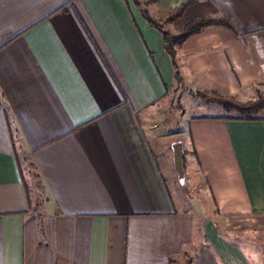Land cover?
I'll list each match as a JSON object with an SVG mask.
<instances>
[{
	"label": "crops",
	"instance_id": "obj_1",
	"mask_svg": "<svg viewBox=\"0 0 264 264\" xmlns=\"http://www.w3.org/2000/svg\"><path fill=\"white\" fill-rule=\"evenodd\" d=\"M150 1L0 0V264H255L183 210L150 114L178 81L196 100L264 96V0ZM200 20L229 26L173 58L163 32ZM232 116L187 120L185 175L227 228L261 232L264 111Z\"/></svg>",
	"mask_w": 264,
	"mask_h": 264
},
{
	"label": "rangeland",
	"instance_id": "obj_2",
	"mask_svg": "<svg viewBox=\"0 0 264 264\" xmlns=\"http://www.w3.org/2000/svg\"><path fill=\"white\" fill-rule=\"evenodd\" d=\"M178 82L174 84L173 91L153 108L157 111L156 114H150L152 124L160 133L156 138V152L159 155L167 180L176 197L178 194L181 196L184 204H182L183 210L192 215L195 222H198L203 229L208 225L213 230V235L218 234L225 241L239 247L253 263L264 264V230L257 232L258 230L245 229L239 232L237 229L227 228L228 226L218 220L215 209L206 205L202 188L197 186L193 179L185 175L187 162L195 165V159L192 158L191 154H187V150L190 148L186 140L188 138L187 120L191 115H208L214 111L224 113V110L219 105H208L199 100L195 96L197 92H192V95L198 100L194 99ZM192 99L197 103V106L193 108H191L194 104ZM29 171L27 173L30 180L28 185L30 191L33 190L34 195H36L37 185L40 189L38 174L33 169V172L28 176ZM190 173L191 171L187 174ZM209 222H212V225L208 224Z\"/></svg>",
	"mask_w": 264,
	"mask_h": 264
},
{
	"label": "trees",
	"instance_id": "obj_3",
	"mask_svg": "<svg viewBox=\"0 0 264 264\" xmlns=\"http://www.w3.org/2000/svg\"><path fill=\"white\" fill-rule=\"evenodd\" d=\"M156 2L158 0H152ZM190 3H186L181 7L177 8L176 10L172 11L166 22H173L179 18H181ZM146 14V13H145ZM147 15V14H146ZM147 19L153 24L155 27L162 29L163 26L159 25L156 21L152 18L147 16ZM213 25H225L229 26L228 23L225 21H214V20H200L194 22L187 27H185L178 35H171L168 32H163L165 37L166 46L171 53L172 57L174 58L175 53V46H182L186 41L189 40L190 37L193 35L203 31L205 28ZM199 100L203 101L204 103L216 104L221 106L227 113L232 114L234 116L228 117L227 119H235V120H246V121H254L259 120V114L264 111V96H259L256 101L249 102L246 104L240 103L231 97L222 96L215 93H207V92H197L195 95Z\"/></svg>",
	"mask_w": 264,
	"mask_h": 264
}]
</instances>
